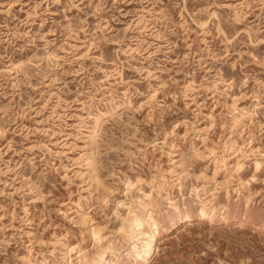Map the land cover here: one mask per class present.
I'll list each match as a JSON object with an SVG mask.
<instances>
[{
	"label": "rangeland",
	"instance_id": "obj_1",
	"mask_svg": "<svg viewBox=\"0 0 264 264\" xmlns=\"http://www.w3.org/2000/svg\"><path fill=\"white\" fill-rule=\"evenodd\" d=\"M103 255L264 264V0H0V264Z\"/></svg>",
	"mask_w": 264,
	"mask_h": 264
},
{
	"label": "bare ground",
	"instance_id": "obj_2",
	"mask_svg": "<svg viewBox=\"0 0 264 264\" xmlns=\"http://www.w3.org/2000/svg\"><path fill=\"white\" fill-rule=\"evenodd\" d=\"M203 214H205V213H202V215ZM192 220V219H191ZM157 241V237H152L151 238V242L148 244V247L150 248V250H149V252L148 253H146L145 255H144V257L145 258H151L152 257V254H153V245L155 244V242ZM149 254V255H148ZM140 255V257H142V258H144L143 257V255H141V254H139ZM104 257H103V260H102V262L100 263V264H108L107 263V260H106V258H105V255H103Z\"/></svg>",
	"mask_w": 264,
	"mask_h": 264
}]
</instances>
